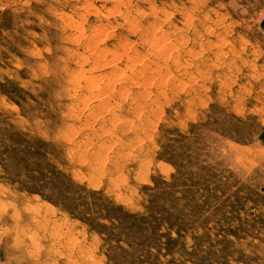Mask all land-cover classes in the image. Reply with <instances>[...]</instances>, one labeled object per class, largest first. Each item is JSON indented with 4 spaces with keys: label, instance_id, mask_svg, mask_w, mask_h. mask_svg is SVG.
<instances>
[{
    "label": "rangeland",
    "instance_id": "rangeland-1",
    "mask_svg": "<svg viewBox=\"0 0 264 264\" xmlns=\"http://www.w3.org/2000/svg\"><path fill=\"white\" fill-rule=\"evenodd\" d=\"M0 264H264V0H0Z\"/></svg>",
    "mask_w": 264,
    "mask_h": 264
},
{
    "label": "bare ground",
    "instance_id": "bare-ground-1",
    "mask_svg": "<svg viewBox=\"0 0 264 264\" xmlns=\"http://www.w3.org/2000/svg\"><path fill=\"white\" fill-rule=\"evenodd\" d=\"M112 11V10H111ZM94 12V11H92ZM97 12V10H96ZM95 12V13H96ZM99 12V11H98ZM97 12V13H98ZM94 14V13H93ZM66 15V14H65ZM70 17V16H69ZM73 17V16H72ZM107 17V16H106ZM193 18V17H192ZM71 22V21H69ZM73 22V20H72ZM71 22V23H72ZM76 22V21H75ZM78 22V21H77ZM81 24V23H79ZM79 26V25H78ZM78 28V27H77ZM102 29H100V31H98L99 33H96V34H92L90 36H87L86 38H84L85 40V43H86V51L85 52H88L84 57L87 59V58H91L92 59V62L91 64L88 66V67H82V71L79 73L80 76L81 75H85L86 73L88 72H91L90 74V77L87 79V82L90 86H95L97 83L98 80L100 81V78L102 77H108L109 79L112 78V76L116 73V67L114 66V57H115V54H116V50L114 51L112 48H108V47H103V46H100V45H96V39L99 38L100 36H103L102 35ZM147 35V34H146ZM78 37V36H77ZM81 37V36H80ZM85 37V36H84ZM76 38V37H75ZM83 38V37H81ZM77 40H79V37L77 38ZM81 40V39H80ZM163 40V39H162ZM83 41V40H82ZM136 50V49H135ZM163 50V49H161ZM169 51V50H168ZM165 52V51H164ZM159 53V52H158ZM162 53V52H161ZM163 57V56H162ZM84 58V60H85ZM166 58V57H165ZM83 60V58H82ZM86 61V60H85ZM84 62V61H83ZM174 63V62H173ZM86 64V63H85ZM114 66L112 67L111 70L109 71H100L101 67L102 66ZM137 78V77H136ZM113 81V80H112ZM111 81V82H112ZM110 81H108L109 83ZM110 82V83H111ZM130 83V82H129ZM127 84V83H126ZM98 85V84H97ZM112 85V83H111ZM136 85V83H135ZM143 86V85H142ZM109 87V86H108ZM112 86H110L109 88H111ZM125 89V88H124ZM122 93V92H121ZM88 97L91 98V97H94L92 95H87L86 98ZM95 98V97H94Z\"/></svg>",
    "mask_w": 264,
    "mask_h": 264
}]
</instances>
